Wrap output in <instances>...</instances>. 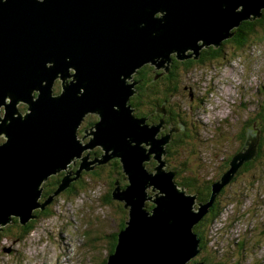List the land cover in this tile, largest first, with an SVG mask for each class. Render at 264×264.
Here are the masks:
<instances>
[{
	"label": "water",
	"instance_id": "water-1",
	"mask_svg": "<svg viewBox=\"0 0 264 264\" xmlns=\"http://www.w3.org/2000/svg\"><path fill=\"white\" fill-rule=\"evenodd\" d=\"M263 7L264 0H0V231L14 217L22 224L37 218L36 208L45 209L52 194L76 180L66 176L68 163L98 147V161L120 159L127 182L112 188V201H121L129 219L105 264H186L199 245L193 224L256 159L260 131L255 123L248 129L213 197L197 211L198 195L188 196L177 172L168 171L171 132L158 137L163 122L134 114L130 100L139 82L125 79L146 64L168 71L173 55L199 58L242 21L262 16ZM93 115L99 119L92 130L84 126L82 145L78 126L85 117L86 126L94 123ZM152 155L155 173L145 163ZM86 158L78 173L90 170L83 164L94 157ZM61 170L59 187L40 203L42 184ZM152 186L159 193L147 198ZM146 200L157 208L148 210Z\"/></svg>",
	"mask_w": 264,
	"mask_h": 264
},
{
	"label": "rangeland",
	"instance_id": "rangeland-1",
	"mask_svg": "<svg viewBox=\"0 0 264 264\" xmlns=\"http://www.w3.org/2000/svg\"><path fill=\"white\" fill-rule=\"evenodd\" d=\"M156 16L163 14L157 12ZM258 37L244 55L231 53L218 65L214 63L208 68L201 67L190 73L186 82L182 83L186 91L176 97L182 115L189 117L187 123L191 129H188L190 136L196 137L192 148L198 154L189 156L188 160L200 173L204 170L213 176L220 170L224 171L223 163L230 154L237 152L248 121L264 105V22L259 28ZM131 75L130 79H125L129 85L136 81L137 72ZM57 82L54 92L59 94L58 79ZM189 90L192 92L194 107L189 102ZM18 107L24 113V104L19 103ZM84 125L78 126L80 133L77 138L82 145H87L81 134L84 133ZM185 128L182 125L181 129ZM260 128L258 125L259 131ZM199 131L202 135L200 140ZM255 134L260 141L261 131ZM163 135L166 136V133ZM0 141L4 142L2 136ZM141 146L146 148L145 143ZM150 147L148 145L147 149ZM97 150L98 147H95L83 154L82 158L77 157L68 163V168L73 172L72 180L76 179L84 157L89 156V160L94 157L91 167L97 163ZM183 159L184 156L169 153L166 157L168 168L181 170L179 163ZM145 163L151 173L156 172L154 167L159 163L154 155L151 161ZM72 166H76V169L73 170ZM113 172V168L103 163L94 173H84L79 189L70 194H52L51 203H44L50 214L37 218L36 230L24 241L0 238V264H101L103 256H109L112 235L121 231V222L126 218V208L121 206V201H112ZM60 173L64 176V170ZM238 173H235L234 178L238 176L235 182L227 184L225 194L221 197L224 212L209 229L207 249L212 256L215 252H219L218 257L228 255V261L232 263L264 264V162H257L248 172ZM183 176L180 175V179ZM53 182L52 176L44 182V188L41 186L40 203L53 188ZM152 188H147L149 196ZM187 195L196 198L198 194ZM206 202L209 200L196 198L194 203L199 204L196 210L201 208L200 203ZM146 206L148 210L157 208V204L150 200H146ZM198 223L193 224L194 228ZM237 243H241V246ZM202 252H198L196 257L201 256ZM198 262L204 264L201 260Z\"/></svg>",
	"mask_w": 264,
	"mask_h": 264
},
{
	"label": "trees",
	"instance_id": "trees-1",
	"mask_svg": "<svg viewBox=\"0 0 264 264\" xmlns=\"http://www.w3.org/2000/svg\"><path fill=\"white\" fill-rule=\"evenodd\" d=\"M261 14L263 16H258L254 19L242 21V23L237 28L232 30L233 35L222 41V46L215 47L214 45H211L208 47H204L201 50L199 58L197 59L187 58L185 60H178L177 57L173 55L171 66L168 71H166L165 69H157L151 64H146L137 72L136 81H138L139 83L136 88L138 89V92L133 95L130 100V103L135 108L134 114L140 117H146L148 119V123L163 122V125L166 129L161 130V133H159L158 137H160L164 133L171 132L172 140L166 145L168 152L177 154L181 157H185V159H183L179 163L182 168L181 170L177 171L175 180L181 187L184 186L186 188V186L188 185L189 188L187 190V193H197L198 199L202 201L211 200L214 194V185L217 182H220L223 178V174L228 169H230V162L236 153L233 155L230 154L229 157H227V159L224 161L222 167V170L224 171L221 172L220 170L213 176H209V174H206L204 170L200 173L193 165H190V160H188L189 156L198 154L197 151L192 148L196 142V137L193 138L190 136L191 133H189L188 129H191L188 128L187 123L189 122V117L182 115L183 113L180 111L181 105L177 104L176 97L181 92L186 91L185 88H182V83L183 81L186 82L188 76L193 71H197L201 67L208 68L214 63L218 65L223 61V59L225 60L226 57L231 55V53L232 55H244L252 46V44L255 43L259 38V28L264 22V9L261 10ZM190 53L191 52H189L188 54ZM56 83L58 82L56 81ZM242 88L243 87H241V89ZM188 93L190 98L189 102L192 107H194L192 92L189 90ZM255 113L256 116L252 120L250 119L248 121L245 131L240 137V144L238 146L237 152L243 148L242 146H244L247 137L245 133L249 128H253V125L255 123L257 124V126L259 125V127H261L260 131L262 132L258 156L256 157V160L244 164L238 170V175L242 172L250 171L252 168H254L257 162H264V105L260 107L258 113L256 111ZM92 118L94 124H96L99 118L96 119L94 115L92 116ZM182 125L186 126L187 129H181ZM201 137V131H199V140L201 139ZM189 148L192 149L188 150ZM97 151L100 152L99 150ZM112 164L116 167H114V172L112 174V184L110 183L112 188H116V184H122L121 187L125 188L127 186V182L125 181V176H123L121 170L122 166L120 163V159L115 158L112 161ZM203 164L204 163H202V165ZM200 168L201 167L199 166V169ZM168 169L172 170L170 169V167ZM173 170H175V168ZM87 172L94 173L95 171H92V169H90ZM180 175H184L182 179H180ZM237 177L232 180L231 184L235 182ZM62 178V173H59V175L57 176H53V190L51 189L50 193H53L57 190L62 181ZM82 180L83 179L73 181L70 188L73 191L79 189L78 186L81 185L80 182ZM227 186L223 187L220 190V192L216 196L215 202L210 207L207 214L203 216L198 225L194 228V231L198 239L200 240V249L201 251L206 253H201L202 258L201 256H199L200 258L195 256V258L189 264H195V262H198L199 260L204 262V264H238L237 262L235 263V261L233 263L231 261H228V255H222V257H218L217 253L219 252H211L213 254L212 256L207 249L209 229L213 225L214 221L220 218L222 213L224 212V208L223 206H221V197L225 194V189L227 188ZM71 189L68 188L67 190L61 191L60 194L63 192H67L68 194H70ZM49 194H46V197ZM34 214L38 218L49 215L50 210H47L46 207L45 209L39 208L34 211ZM37 218H32L26 224H22L18 217H14L12 223L1 227L0 238L5 237L11 239L12 241H24V238L28 237V235H31L36 230L35 222L37 221ZM128 219L129 218H125L123 220L121 230L126 228V221ZM118 233L112 235L110 239L111 243L109 255L113 254L116 251L117 245L119 243ZM239 244L241 246V243ZM107 259L108 258L104 257L103 261H101L100 263L105 264L107 262ZM239 260L241 261V259Z\"/></svg>",
	"mask_w": 264,
	"mask_h": 264
},
{
	"label": "bare ground",
	"instance_id": "bare-ground-1",
	"mask_svg": "<svg viewBox=\"0 0 264 264\" xmlns=\"http://www.w3.org/2000/svg\"><path fill=\"white\" fill-rule=\"evenodd\" d=\"M261 15H262V14H261ZM262 16H263V15H262ZM221 46H222V45H221ZM142 68H143V67H142ZM160 70H161V69H160ZM136 72H138V70H137ZM135 77H136V75H135ZM54 86H55V85H54ZM54 94H56V93L54 92ZM21 104H22V103H21ZM3 105H4V103H3ZM156 124H157V123H156ZM164 124H165V123H164ZM164 127H165V126L163 125V126L160 128V133H161V130L164 129ZM261 133H262V132H261ZM82 156H83V155H81L80 157L82 158ZM166 157H167V156H166ZM85 158H86V157H84L83 159H85ZM151 159H152V158H150V161H151ZM111 160H112V159H111ZM87 161H89V157L86 158V162H87ZM105 162L108 163V162H110V161L107 162V161H105V160H102V161H98V160H97V163H94V164H93V165H94L93 167H91V166L89 165V168L92 169V171H93V170H95L96 165H103V163H105ZM90 163H91V162H90ZM90 163H84L83 165L86 166V165H88V164H90ZM155 167H156V166H155ZM155 167H154V168H155ZM230 168H231V167H230ZM67 171H68V175H69L70 178H71L73 172L70 170V168L67 169ZM83 171H88V170L82 169V171H80L79 173L77 172L78 174H77L76 180H78V178L81 177ZM168 171H169V169H168ZM174 171H175V170H174ZM176 172H177V171H176ZM57 174H59V172L55 173V175H57ZM53 176H54V175H53ZM62 179H64V176H63ZM76 180H74V181H76ZM45 182H46V181H45ZM72 183H73V182H72ZM72 183H71V184H72ZM43 185H44V183L42 184V188H44ZM69 188H70V187H69ZM179 188H182V187L179 186ZM67 189H68V188H67ZM184 189H185L184 191L187 190L185 187H184ZM155 192H156V193H159V191H158L157 189L155 190ZM155 192H154V191L150 192V196H147V198L153 197V196L155 195ZM186 192H187V191H186ZM51 200H52V199H51ZM200 204H203V205L206 206L207 203H206V204H204V203H200ZM198 206H199L198 203H194V208H195V209H197ZM124 207H125V206H124ZM125 208H126V207H125ZM209 209H210V208H208V209L206 210V214H207V212L209 211ZM195 240L200 244V240L198 239L197 235L195 236ZM200 251H201V249H200V245H198V249H197V253H196V255H197L198 252H200ZM196 255H195V256H196ZM195 256H194L193 258H192V257L189 258L185 263L188 264L189 262H191V260L194 259ZM201 262H202V261H201ZM195 263H196V264H198V263L201 264L200 262H195Z\"/></svg>",
	"mask_w": 264,
	"mask_h": 264
},
{
	"label": "flooded vegetation",
	"instance_id": "flooded-vegetation-1",
	"mask_svg": "<svg viewBox=\"0 0 264 264\" xmlns=\"http://www.w3.org/2000/svg\"><path fill=\"white\" fill-rule=\"evenodd\" d=\"M58 94V93H57ZM94 117H96V119H98V116L96 115V116H94ZM89 118L90 117H85V119L82 121V124H85L84 126H85V128H87V127H90V129L92 130L93 128H94V126H95V124L94 123H92V124H90L89 126H86L87 124H89ZM91 122V121H90ZM81 124V125H82ZM93 127V128H92ZM80 133V131L78 130V134ZM95 155H97L98 156V152H95ZM113 161V160H112ZM112 161H110V162H108V164L106 163V165H109L111 168H113L114 169V165L112 164ZM76 164H78L79 165V162H77ZM102 166V165H101ZM101 166H97L96 168H95V170H97L98 168H100ZM72 168H73V170H75L76 169V166H72ZM116 168V167H115ZM94 170V171H95ZM86 172V171H85ZM85 172H83L82 173V175H81V177L79 178V179H83V175H84V173ZM78 179V180H79ZM77 180V181H78ZM71 192H74L73 190H71Z\"/></svg>",
	"mask_w": 264,
	"mask_h": 264
}]
</instances>
